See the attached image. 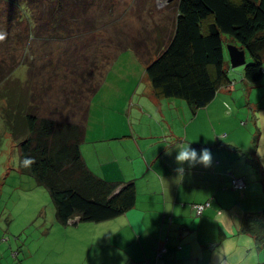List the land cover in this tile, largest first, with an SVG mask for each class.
Segmentation results:
<instances>
[{"label":"crops","instance_id":"1","mask_svg":"<svg viewBox=\"0 0 264 264\" xmlns=\"http://www.w3.org/2000/svg\"><path fill=\"white\" fill-rule=\"evenodd\" d=\"M232 75L230 70L233 84L195 115L183 100L157 99L149 81H104L89 105L81 151L90 171L117 184L118 191L133 183L137 201L117 218L74 224L73 238L60 251L63 261L216 264L213 251L225 232L231 238L242 233L241 225L226 223L219 211L240 224L245 216L264 212V78L247 91L245 78ZM240 81L244 96L238 93ZM248 111L254 127L248 125ZM178 141L192 142L198 153L206 147L213 157L210 167L183 164L179 183L173 145ZM233 177L244 179L246 188L235 190ZM210 200L212 207L198 216L193 205Z\"/></svg>","mask_w":264,"mask_h":264},{"label":"rangeland","instance_id":"2","mask_svg":"<svg viewBox=\"0 0 264 264\" xmlns=\"http://www.w3.org/2000/svg\"><path fill=\"white\" fill-rule=\"evenodd\" d=\"M177 1L53 0L64 13L78 5L73 18L77 31L72 34L67 27L65 35L57 34L59 40L49 39L48 34L37 40L29 38L28 23H18L10 5L0 0V76L8 75L25 58L0 86V264H68L60 251L77 228L58 221L49 190L20 170V142L26 137L22 129L29 106L38 105L40 116L71 120L68 109L77 105L81 107L75 117L79 121L89 102L88 86L101 79V83L148 82L147 65L157 58L155 40L164 33L169 38L175 30ZM40 13L51 16L48 10ZM31 28L34 33L42 31L41 24ZM232 41L223 35L229 61ZM251 62L249 57L247 63ZM87 73L92 80L83 78ZM231 74L237 80L241 75L244 78V66L231 69ZM240 86L238 93L244 96ZM7 106L12 128L5 119ZM248 114V125L254 127V116Z\"/></svg>","mask_w":264,"mask_h":264},{"label":"trees","instance_id":"3","mask_svg":"<svg viewBox=\"0 0 264 264\" xmlns=\"http://www.w3.org/2000/svg\"><path fill=\"white\" fill-rule=\"evenodd\" d=\"M2 1L10 5L12 17L18 23H28L29 38L41 40L45 38L42 35L48 34L49 39L56 40L57 34L65 35L67 27L72 34L77 31L73 18L78 5H71L64 13L63 8L56 7L53 0ZM61 4L59 2V6ZM176 6L178 17L175 30L169 38L164 33L155 40L156 50H161L146 68L145 77L157 99L183 100L195 115L213 101L222 87H230L233 84L229 77L231 65L226 59L223 35L230 36L233 44L246 50L247 60L249 57L252 59L244 66L247 91L262 81L264 0H178ZM43 9L48 10L49 18L40 13ZM32 24L39 27L41 24L42 31L34 33ZM96 57L99 58L98 55ZM23 61L8 75L0 76V86L2 81L14 75L24 64ZM91 75L84 74L83 78L92 80ZM102 80L88 86L89 102L79 121L75 117L81 107L77 105H70L68 109L72 114L71 120L40 116L38 105L29 106L25 117L22 130L26 132V137L20 142V170L49 190L62 224L67 225L76 217H79V222L111 220L133 209L137 201L133 183L118 191L117 184L90 171L81 151L86 138L89 105L99 92ZM78 97L80 103L83 93L80 92ZM5 110V119L12 128L11 108L7 106ZM254 142L257 144V137ZM233 150L241 152L240 149ZM26 160L30 162L26 163ZM240 232L250 233L263 244L264 212L245 216Z\"/></svg>","mask_w":264,"mask_h":264},{"label":"clouds","instance_id":"4","mask_svg":"<svg viewBox=\"0 0 264 264\" xmlns=\"http://www.w3.org/2000/svg\"><path fill=\"white\" fill-rule=\"evenodd\" d=\"M192 142L178 141L174 143L177 149L176 162L181 167L175 169L177 173L176 182H181L185 176L183 164L188 163L189 167H195L201 164L204 167H210L212 164V153L208 148H202L198 153L191 146ZM30 161L26 160V163ZM226 223H231L234 227L240 226V222L229 217L225 212L221 211ZM222 230L224 225L219 220H214ZM216 264H261L264 257V244L258 242L250 233H241L236 238H231L225 232V238L218 242V246L213 251Z\"/></svg>","mask_w":264,"mask_h":264},{"label":"built area","instance_id":"5","mask_svg":"<svg viewBox=\"0 0 264 264\" xmlns=\"http://www.w3.org/2000/svg\"><path fill=\"white\" fill-rule=\"evenodd\" d=\"M246 182L244 179L242 178H235L233 177L232 178V187L235 189V190H239V191H242L246 188ZM212 207V201H208L206 203H199V204H195L193 205V209L195 211V213L198 215V216H202L206 210L210 209ZM222 211V210H221ZM221 211H219V215H221ZM79 217H76V218H73L69 221V223L71 224H78L79 223Z\"/></svg>","mask_w":264,"mask_h":264},{"label":"water","instance_id":"6","mask_svg":"<svg viewBox=\"0 0 264 264\" xmlns=\"http://www.w3.org/2000/svg\"><path fill=\"white\" fill-rule=\"evenodd\" d=\"M228 50L232 69L242 67L247 64V52L244 48L231 44L229 45Z\"/></svg>","mask_w":264,"mask_h":264}]
</instances>
